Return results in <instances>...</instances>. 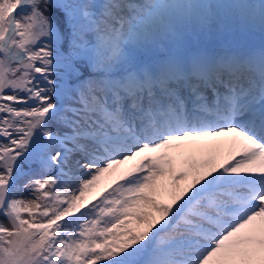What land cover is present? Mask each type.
<instances>
[{"label": "snow or ice", "instance_id": "snow-or-ice-1", "mask_svg": "<svg viewBox=\"0 0 264 264\" xmlns=\"http://www.w3.org/2000/svg\"><path fill=\"white\" fill-rule=\"evenodd\" d=\"M0 264H264V0H0Z\"/></svg>", "mask_w": 264, "mask_h": 264}, {"label": "rangeland", "instance_id": "rangeland-1", "mask_svg": "<svg viewBox=\"0 0 264 264\" xmlns=\"http://www.w3.org/2000/svg\"><path fill=\"white\" fill-rule=\"evenodd\" d=\"M255 36L258 37V36H259V33L255 34ZM226 148H227V147L224 148V155H225V156L227 155V149H226ZM103 186H104V182L102 181V187H103ZM108 190H111V189L109 188ZM94 202H95V200H94Z\"/></svg>", "mask_w": 264, "mask_h": 264}, {"label": "bare ground", "instance_id": "bare-ground-1", "mask_svg": "<svg viewBox=\"0 0 264 264\" xmlns=\"http://www.w3.org/2000/svg\"><path fill=\"white\" fill-rule=\"evenodd\" d=\"M227 149V148H226Z\"/></svg>", "mask_w": 264, "mask_h": 264}]
</instances>
